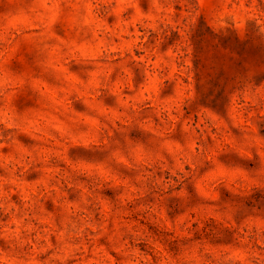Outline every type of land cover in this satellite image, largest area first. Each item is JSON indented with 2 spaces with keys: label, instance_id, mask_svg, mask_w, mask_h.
<instances>
[{
  "label": "rangeland",
  "instance_id": "1",
  "mask_svg": "<svg viewBox=\"0 0 264 264\" xmlns=\"http://www.w3.org/2000/svg\"><path fill=\"white\" fill-rule=\"evenodd\" d=\"M0 264H264V0H0Z\"/></svg>",
  "mask_w": 264,
  "mask_h": 264
}]
</instances>
